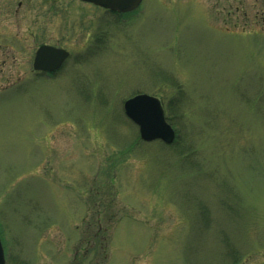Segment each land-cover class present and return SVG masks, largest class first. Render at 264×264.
Returning a JSON list of instances; mask_svg holds the SVG:
<instances>
[{
	"label": "rangeland",
	"instance_id": "obj_1",
	"mask_svg": "<svg viewBox=\"0 0 264 264\" xmlns=\"http://www.w3.org/2000/svg\"><path fill=\"white\" fill-rule=\"evenodd\" d=\"M41 44L71 54L52 76ZM0 235L7 264H264V0H0Z\"/></svg>",
	"mask_w": 264,
	"mask_h": 264
},
{
	"label": "water",
	"instance_id": "obj_2",
	"mask_svg": "<svg viewBox=\"0 0 264 264\" xmlns=\"http://www.w3.org/2000/svg\"><path fill=\"white\" fill-rule=\"evenodd\" d=\"M84 3L125 14L137 10L143 0H79ZM70 53L50 45H41L35 55L33 69L35 71L54 72L59 70ZM125 116L139 130L140 139L150 143L162 141L167 145L174 143L176 132L168 123L161 101L148 94H138L127 99L123 104ZM0 264H7L5 251L0 238Z\"/></svg>",
	"mask_w": 264,
	"mask_h": 264
},
{
	"label": "flooded vegetation",
	"instance_id": "obj_3",
	"mask_svg": "<svg viewBox=\"0 0 264 264\" xmlns=\"http://www.w3.org/2000/svg\"><path fill=\"white\" fill-rule=\"evenodd\" d=\"M104 11H107V10H104ZM107 12L109 13V11H107ZM112 14L118 16L119 18L122 17V16L117 15V14H115V13H112ZM123 17H124V16H123ZM34 74H37V75H44V76H52L53 73L34 72ZM17 78H18V77H17ZM17 78H16V80H17ZM16 80H15V81H16ZM15 81L9 82V83L6 85L5 88L2 87V88H1L2 92L5 91V90L8 89V88L14 86ZM8 85H9V86H8Z\"/></svg>",
	"mask_w": 264,
	"mask_h": 264
},
{
	"label": "trees",
	"instance_id": "obj_4",
	"mask_svg": "<svg viewBox=\"0 0 264 264\" xmlns=\"http://www.w3.org/2000/svg\"><path fill=\"white\" fill-rule=\"evenodd\" d=\"M129 15V14H128ZM52 75H54V74H52ZM165 111H166V115H167V113H168V107L167 108H165ZM167 119H168V121L175 127L176 125L173 123V121H171V119L169 118V116H167ZM176 128V127H175ZM178 130V129H177ZM178 133V132H177ZM252 254H249V255H247V257L246 258H252ZM244 263V262H243Z\"/></svg>",
	"mask_w": 264,
	"mask_h": 264
}]
</instances>
